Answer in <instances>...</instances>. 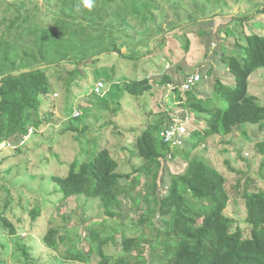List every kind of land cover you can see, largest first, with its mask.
Instances as JSON below:
<instances>
[{"label": "trees", "instance_id": "trees-1", "mask_svg": "<svg viewBox=\"0 0 264 264\" xmlns=\"http://www.w3.org/2000/svg\"><path fill=\"white\" fill-rule=\"evenodd\" d=\"M16 1L10 4L0 0V144L10 140L14 145L6 149L19 153L24 138L41 129L52 117L41 111L50 91L49 68L65 60L74 65L64 82L67 89L78 76L83 77V69L96 54L83 56L82 49L74 43L98 44L106 37L108 22L104 15L108 13L106 6L113 0H90L91 7L86 0H43L47 13H41L35 3L28 10V2L34 0ZM127 1L132 7L121 8L118 19L125 22L131 16L136 26L148 22L147 18L136 16L137 0ZM8 11L13 16L8 17ZM31 38L33 41L29 42ZM243 39L245 42L237 43L229 54L225 46L218 50L224 69L233 77L232 86L217 79L213 97L197 94L195 87L199 81L187 89L182 85L171 87L176 101L182 102L192 116L204 120L205 128L183 134V143L167 141L163 133L178 120L169 116L166 122L168 113L163 111L147 121L137 134H131L136 128L129 130L134 144L125 149L130 157L138 159V163L131 164V172H121L110 150L100 148L89 161L76 156L65 165L63 176H52L62 199L71 196H85L87 202L99 199V210L105 218L88 222L85 251L75 246L84 227L75 231L77 227L63 225L64 233L60 234V227L54 219L50 220L42 237L48 250L59 253L64 248V258L86 264L93 253L99 256L98 264H264V189L255 188L256 180L246 176L243 183L238 181L231 194L220 172L201 157L191 155L209 135H228L243 123L264 126V103L248 92L250 75L264 67V36L250 32ZM114 52L119 54L120 50L115 48ZM41 65L46 67L40 68ZM161 83L170 84L171 78L163 75ZM152 88L146 77L123 83L124 91L137 98ZM69 129L77 132L78 126L71 123ZM256 149L264 154V142H258ZM57 152L50 153L64 164L66 159ZM176 157L188 162L183 171L173 173L163 161ZM166 175L168 185L160 193ZM135 189L136 194H132ZM231 197L244 202L245 222L250 228L248 236L224 212ZM130 199L136 204L135 224L139 233L123 235L120 241L115 235L101 237L108 219H117L115 209ZM6 203L4 210L10 205ZM31 213L34 220L40 210L34 208ZM5 229L10 236L16 235L15 227L1 210L0 231ZM110 245L116 247V254L109 252ZM148 247L150 251L146 253ZM15 253L24 259L31 256L25 243Z\"/></svg>", "mask_w": 264, "mask_h": 264}, {"label": "rangeland", "instance_id": "rangeland-1", "mask_svg": "<svg viewBox=\"0 0 264 264\" xmlns=\"http://www.w3.org/2000/svg\"><path fill=\"white\" fill-rule=\"evenodd\" d=\"M6 2L16 4L17 1ZM125 2L128 3L125 5ZM34 3L40 6L41 13H47L43 0L28 2V10ZM137 3L139 8L135 14L147 18V24L136 26L131 16L125 22L118 19L124 9L132 7L129 1L109 3L106 6L108 13L104 15L108 22L106 37L98 44L74 43L82 49L83 56L96 54L83 69V77L78 76L79 79L67 89L64 82L74 68L73 64L65 60L49 68V72L47 70L50 91L41 111L52 115L49 123L26 136L19 153L6 149L14 145L10 140L0 144V211L5 212L16 229L15 236H10L6 229L0 231V264H86L64 258V248L59 253L48 250L42 237L52 219L60 227V234L64 233L63 225L77 227L75 231L84 227L82 233L78 232L82 235L75 246L85 251L88 222L105 218L99 210V199H89V202L85 196L62 199L52 176H63L67 170L65 165L76 156L89 161L100 148L110 150L118 160L121 172H131V164L138 163V159L130 157L125 149L134 144L131 134H137L147 121L163 111L168 113L166 122L169 116L178 120L175 124L180 130L184 128L182 134H188L194 128H205L204 120L192 116L183 108L182 102L176 101L171 87L180 86L186 76L199 73L200 80L195 87L197 94L216 96L217 79L230 86L234 84L232 75L224 69L218 50L225 46L228 54L233 52L237 43H244L243 38L250 32L264 36V0H137ZM7 14L13 16L12 11ZM28 41L32 42L33 38ZM115 48L120 50V55L114 52ZM163 75L171 78L170 84L161 83ZM144 77L153 84L151 91L141 98L124 91V81H141ZM98 81L103 82L104 87L97 94L94 86ZM248 82L249 94L264 103V67L257 68ZM76 112L79 116L71 119ZM70 122L78 126L77 132L69 129ZM135 128L136 131L128 133ZM261 141L264 142V126L243 123L228 135H209L191 155L201 157L220 172L231 194L238 181L243 183L246 176L256 180L255 188L264 189V154L256 149V144ZM178 143H183L181 138ZM53 150L67 161L60 164L54 153H50ZM187 162L176 157L163 161V165L176 173L183 171ZM162 172L166 174V170ZM168 181L166 175L160 193L167 188ZM136 192L137 189L132 194ZM6 201L10 205L4 210ZM129 201L115 209L117 219H108L101 237L115 235L120 241L123 235L139 233L135 224L136 204ZM34 208L40 213L33 220L31 210ZM224 212L234 218L236 226L248 236L250 228L245 222L243 200L231 197ZM63 216L67 218L63 219ZM23 243L29 247L31 256L28 259L15 253ZM149 251L148 247L146 253ZM109 252L116 254V247L110 245ZM98 260L99 256L93 253L88 264H98Z\"/></svg>", "mask_w": 264, "mask_h": 264}, {"label": "built area", "instance_id": "built-area-1", "mask_svg": "<svg viewBox=\"0 0 264 264\" xmlns=\"http://www.w3.org/2000/svg\"><path fill=\"white\" fill-rule=\"evenodd\" d=\"M199 80H200V74L199 73H192V74L185 77V79L182 83V87L187 89L190 86H192L193 84H195L196 82H198ZM103 87H104L103 82L98 81L94 87V92L97 94L100 93ZM78 115H79V112H76L74 116H78ZM183 131H184V128H183V130H180V126L175 124L173 127L166 130L163 133V136L165 137V140H167V141L168 140L179 141V139L183 135L182 134ZM30 132H31V130H30ZM7 144H8V142H7ZM8 145H10V144H8Z\"/></svg>", "mask_w": 264, "mask_h": 264}, {"label": "clouds", "instance_id": "clouds-1", "mask_svg": "<svg viewBox=\"0 0 264 264\" xmlns=\"http://www.w3.org/2000/svg\"><path fill=\"white\" fill-rule=\"evenodd\" d=\"M86 3H87V5L89 6V7H91V2H90V0H86ZM95 87V86H94Z\"/></svg>", "mask_w": 264, "mask_h": 264}, {"label": "water", "instance_id": "water-1", "mask_svg": "<svg viewBox=\"0 0 264 264\" xmlns=\"http://www.w3.org/2000/svg\"><path fill=\"white\" fill-rule=\"evenodd\" d=\"M45 67H46V65H41V66H40V68H45Z\"/></svg>", "mask_w": 264, "mask_h": 264}]
</instances>
